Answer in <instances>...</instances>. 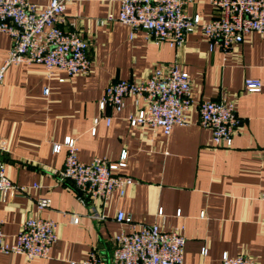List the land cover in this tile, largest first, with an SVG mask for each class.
<instances>
[{"label": "crops", "instance_id": "obj_1", "mask_svg": "<svg viewBox=\"0 0 264 264\" xmlns=\"http://www.w3.org/2000/svg\"><path fill=\"white\" fill-rule=\"evenodd\" d=\"M30 2L43 9L51 0ZM120 9L121 0H71L67 6L68 23L89 43L88 74L70 78L59 70L48 73L41 64L6 70L0 86V159L8 178L25 191H0L5 244L16 242L29 218L54 221L58 241L46 259L0 254V264H84L91 252L110 259L115 237L130 231L117 221L120 212L138 224L185 236L183 264H221L226 253L264 264V37L253 33L229 51L212 50L197 29L178 50L123 26L117 20ZM186 13L202 22L214 17L211 0H190ZM109 17L114 20L98 25ZM12 44L0 33V67ZM176 65L192 81L188 125L174 126L170 136L162 128L132 126L129 118L145 106L133 96L124 99L121 112L101 111L112 82L138 83ZM247 79L260 80L261 92H248ZM222 99L235 104L241 121L230 148H216L212 130L200 124L199 105ZM66 138L76 140L83 163L100 158L117 164L127 154L121 173L134 184L123 196L115 191L106 202H92L103 221L92 217L73 183L61 182L56 173L64 168L67 148L55 153L54 147ZM43 198L51 206L40 212Z\"/></svg>", "mask_w": 264, "mask_h": 264}, {"label": "built area", "instance_id": "obj_2", "mask_svg": "<svg viewBox=\"0 0 264 264\" xmlns=\"http://www.w3.org/2000/svg\"><path fill=\"white\" fill-rule=\"evenodd\" d=\"M71 0H51L43 9L30 0H0V33L12 39V48L0 67V86L4 82L8 67L22 64H41L48 73L54 70L65 72L70 78L88 74L91 62L88 55L89 43L68 23L67 6ZM190 0H121L117 20L134 31H145L148 37L171 48L181 49L187 36L200 29L213 50L218 46L229 51L241 44L249 34L264 37V0H211L214 17L202 22L199 15L190 17L186 7ZM114 18L99 20L105 26ZM70 24V25H69ZM192 81L187 72L178 65L164 72L157 70L146 80L138 83L128 80L109 84L100 102L101 111L108 107L121 112L124 99L129 96L142 100L145 104L137 117H130L132 126L149 125L162 128L170 136L174 126L188 125L186 114L192 106ZM245 89L259 93L262 82L247 79ZM49 94V89L45 90ZM200 124L212 130L216 148H230L233 137L240 126V118L235 104L225 99L204 101L199 105ZM99 120H96L98 123ZM111 123V118H107ZM67 148L64 168L56 172L61 182H72L78 199L91 208L92 217L100 221L104 215L98 214L93 207L94 200L106 202L115 191L123 196L126 188L134 180L121 173L126 167L127 154L124 153L117 164L95 158L91 163L78 159L76 140L66 138L64 144L54 147L55 153ZM0 191L8 193L24 192L6 175L0 159ZM264 202V193L261 196ZM51 206L49 199L38 202L39 211ZM159 215H163L160 210ZM74 224L79 223L77 215L72 216ZM117 221L130 226L129 232H121L115 237V250L110 259L91 252L84 264H183L186 238L180 232H165L157 224L136 223L131 217L120 212ZM58 241L57 224L52 220L29 218L22 223L16 242L5 244V236L0 221V254H17L29 261L46 259ZM203 255L207 254L204 249ZM221 264H256L245 256L231 257L224 254Z\"/></svg>", "mask_w": 264, "mask_h": 264}]
</instances>
